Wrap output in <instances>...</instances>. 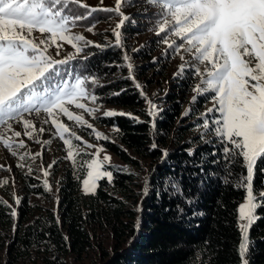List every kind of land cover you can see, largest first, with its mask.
<instances>
[{
  "label": "trees",
  "instance_id": "trees-1",
  "mask_svg": "<svg viewBox=\"0 0 264 264\" xmlns=\"http://www.w3.org/2000/svg\"><path fill=\"white\" fill-rule=\"evenodd\" d=\"M100 13L93 12L77 25L100 19ZM140 23L133 18L121 34L136 33ZM122 53L115 44L92 47L86 60H73L62 71L96 76L100 86L93 90L103 94L107 103L130 110L131 115L101 119L115 129V138L104 140L103 145L123 164L106 165L112 182L105 177L98 181L95 194L86 195L81 184L87 159L79 154L75 165L64 168L56 210L30 203V194L47 193L37 178L27 174L24 185L29 190L21 196L15 218L0 200V240L4 244L8 240V264H74L88 254L96 255L93 264H241L238 206L246 193L235 181L225 184L220 178L225 175L222 145L217 138L202 140L191 135L192 124L178 122L183 102L176 91L163 98L165 104L154 117L149 116L148 99L127 73ZM150 53L143 48L136 51L146 65L138 66L135 75L151 66ZM116 70L120 76L112 78ZM186 82L176 84L180 91ZM189 149L195 150L194 155H188ZM162 150L168 152L166 158ZM231 168L236 175L246 174L239 164ZM261 168L264 158L257 162V189L264 182ZM169 177L180 183L186 195L194 194L191 206L182 196L172 195L170 186L165 191ZM146 183L147 195L143 191ZM194 212L202 215L194 216ZM257 214L262 218L249 229V264H264V207Z\"/></svg>",
  "mask_w": 264,
  "mask_h": 264
},
{
  "label": "snow or ice",
  "instance_id": "snow-or-ice-1",
  "mask_svg": "<svg viewBox=\"0 0 264 264\" xmlns=\"http://www.w3.org/2000/svg\"><path fill=\"white\" fill-rule=\"evenodd\" d=\"M100 2L103 3V0ZM145 3L158 9L154 14L156 35L174 36L180 41L177 43L176 40L165 38L163 43L178 55L181 50L191 54L197 62L194 75L200 81L192 88L195 95L191 102L195 103L199 96H209L213 104L212 108L201 114L203 122L197 125V130H204L201 133L202 140L205 133H211L222 145L221 159L225 162V175L220 178L223 182L230 184L235 181L237 188L245 190L244 202L238 206V228L242 233L239 258L241 264H249V229L262 218L258 216L257 209L264 207V182L260 188L254 187L257 162L264 158V0H145ZM122 6L133 7L135 4L133 0H115L114 8L102 9L121 17L113 30L115 46L121 48L122 34L117 29L129 19L122 12ZM77 9L86 11L79 13ZM98 10L83 0H0V129H3L0 132V144L14 156L17 152L14 150L13 137L18 139L22 133L16 131L13 125H22L23 135L33 139L37 129L33 121L26 117L33 113L37 116L44 113L47 117L44 123L51 122L67 147L66 158L75 165L78 154L75 149L79 145H74L72 139L65 137L70 129L60 120V116L92 128L82 115L75 114L68 106L94 116L99 110L98 97L89 84L94 88L100 83L94 75L76 73L75 70L62 71V66L76 60L85 47H106L71 31L79 21L88 19ZM94 28L95 24H91L86 27V31L92 32ZM35 33H39V36ZM59 41L70 45L75 51L63 59H55L49 49L55 47V55L59 56L63 47ZM87 58L88 54H85L84 59ZM129 59L125 54L124 60ZM180 59L184 60V56L181 55ZM186 64L187 61L181 64L174 76L182 75ZM200 65L204 66L203 71ZM127 68L130 78L135 82L132 64L128 63ZM135 86L141 89V95H145L139 83ZM85 101L96 106L89 107ZM148 107V115L154 117L156 105L148 100ZM189 111L186 110L185 115ZM208 113H218V117L213 116L210 120L207 118ZM104 115L113 117L131 114L109 110ZM44 131V128L39 129L41 133ZM72 135L84 147H96L83 141L79 135ZM95 137L98 140L107 139L99 132H95ZM25 146L23 140L15 143L17 149ZM156 147L153 143L152 148ZM101 151L102 148H97L96 158L86 163V178L82 180L86 195L95 194L101 179L106 177L109 183L113 180L112 172L104 169L98 159ZM194 151L189 149L188 155H194ZM26 155H20L18 159L23 161ZM167 156L168 152L162 150V157ZM31 158L34 160L35 156ZM103 159L109 161L110 157L105 155ZM233 164L245 168L246 174L241 172L236 175L231 168ZM18 166L23 167V164ZM200 170L204 171L203 168ZM259 171L264 172V168ZM43 176L47 178L49 172L44 170ZM169 181L170 184H165V191L170 186L171 194L182 196L189 206L195 202L194 194L186 195L178 181L171 177ZM44 186L46 190H52L47 179L44 180ZM143 191L147 195V183ZM16 203H20L19 198ZM179 210L183 212L182 208ZM12 215H16L15 210ZM193 215L202 213L194 212Z\"/></svg>",
  "mask_w": 264,
  "mask_h": 264
},
{
  "label": "rangeland",
  "instance_id": "rangeland-1",
  "mask_svg": "<svg viewBox=\"0 0 264 264\" xmlns=\"http://www.w3.org/2000/svg\"><path fill=\"white\" fill-rule=\"evenodd\" d=\"M83 2L90 7L100 9V19L95 20L88 25H76L71 31L76 34H82L88 41H92L94 44L105 46L115 44L113 30L116 29V25L119 23L121 17L117 16L114 12L110 13L102 10L103 8H114L115 0H103V3H101L100 0H83ZM133 3L135 4L133 7L122 6V12L125 16L129 17L123 26H125L127 22L132 21L133 18L138 19L141 22L138 25L136 33L121 36L123 47L120 48L123 51L122 56L124 58V55L127 54L130 58L129 61L124 60L126 66L128 63L132 64V75L135 77V83H139L142 86L147 99L156 105V109L164 106L165 103H161V101L170 91H176L181 95L183 107L178 122L183 126L192 124L189 131L190 134L199 135L201 137V133L204 130L202 128L197 130V125L203 122L200 118L201 114L206 113L208 108L213 107V104L209 96H199L195 103L191 102L192 97L195 95V93L192 92V88L200 81V78L194 75L197 62L191 54L185 53L181 50L178 55L173 49H169L168 46L163 43V39L165 38L176 40L177 43H180L178 38L174 36L169 38L165 36V34H161L160 36L156 35V17L154 14L158 12L157 8L146 4L145 0H133ZM91 24H95L93 31H86V27ZM122 27L117 30L121 31ZM34 35L39 36V33H35ZM59 43L63 44L59 56L55 55V47L49 49V53L52 54L55 59H63L75 51L70 45L63 41H59ZM142 48L151 52L149 59L151 66L149 65L146 69L143 68V74L141 73L139 78V76L135 75L134 70H137L138 66L146 65V60H140L136 57V51ZM91 49L92 47H85L84 51L77 57V59L84 58L85 54H88L89 56ZM181 55L184 56V60L180 59ZM185 61H187V64L183 74L174 76V73L178 72L179 66L184 64ZM200 68L201 71H203L204 66L200 65ZM127 73L129 74L128 70ZM112 75V78H117L120 76V73L116 70ZM182 80L187 82L184 86L181 85L183 91H180L181 89L178 88L180 86L176 84H179ZM99 81H101V79H99ZM90 88H92V90L94 89L92 85ZM93 91L98 97L97 105L99 106V110L95 112L94 116H89L87 113L83 112V110L76 109L74 106H68L75 114L82 115L83 119L93 126L92 128L87 127V124H77L74 120L69 121L67 117L62 115L60 116V120L70 129L69 133H65V137L72 139L74 145H79V148L75 149V151L78 152L76 158L79 154H82L88 162L91 159L96 158L95 153L97 148H102L103 151L99 153L98 159L103 164L104 169H106V165L114 163L123 164V162L104 147V140L115 138V129L112 126L103 124L101 119L107 117L104 113L109 110L126 114H130L131 112L129 109L107 103L104 100V97H102L103 94L97 93L95 90ZM148 100L147 108L149 109ZM85 103H88L89 107L96 106L87 101H85ZM161 104H163V106ZM186 110H190L188 115H185ZM213 116L218 117V113H208L207 118L211 120ZM26 118L32 120L36 126L37 131L33 133V139H29L27 136L23 135L22 125L14 124V129L16 131H21L22 135L18 139L13 137V141L18 143L19 140H23L26 146L17 149L15 148L14 143V150L17 152V155L14 156L12 152L8 151L2 146V144H0V166H2L0 167V200L9 206L11 213L13 210L17 212L18 204L16 203V199L19 198L20 200L21 196L25 192H28L29 188L25 187L24 179H26L25 176L27 174H31L39 180V183L43 186L47 195L30 194V203H35L56 210L59 198L58 191L64 168L73 164V162L66 158L67 147L64 145L63 140L56 134V130L52 127L51 122L49 121L47 124L44 123V120L47 118L44 113H41L39 116L33 113ZM40 128H44L45 131L42 133L39 132ZM93 129L95 132H99L104 137H107V139H96ZM2 131L3 129H0V132ZM73 133L82 137L83 141L95 145L96 147H84L81 141L75 140V136L72 135ZM8 135L11 136V133H8ZM212 138L217 137L214 134L205 133L203 140H209ZM36 140H39L40 142L37 143ZM25 153L28 154L25 156V159L23 161L19 160L18 157ZM37 153H40V155L37 156ZM105 155L110 157L109 161H104L103 157ZM33 156H35L34 160L31 158ZM20 164H23V167H19L18 165ZM50 165L51 167H49ZM29 168L31 169L30 173ZM44 170L49 172L47 178L43 176ZM143 173L146 174L145 171H143ZM45 179H47L48 183L51 185V191L46 190L44 186ZM4 181L7 182L4 183ZM81 189L83 191L82 184ZM243 202L244 199L241 203ZM13 217L15 218L16 215ZM104 235L105 234L103 233V236ZM4 238L7 239V237ZM7 248L8 240L5 244L4 241L2 242V240H0V264H8L7 260L9 254ZM95 257L96 255L88 254L84 258L74 262V264H93L92 261H94ZM10 264L13 263L10 262Z\"/></svg>",
  "mask_w": 264,
  "mask_h": 264
}]
</instances>
